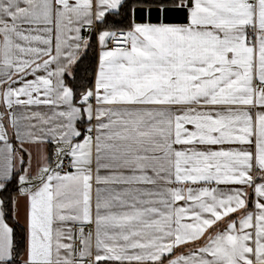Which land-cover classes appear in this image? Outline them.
<instances>
[{"label":"snow or ice","instance_id":"snow-or-ice-1","mask_svg":"<svg viewBox=\"0 0 264 264\" xmlns=\"http://www.w3.org/2000/svg\"><path fill=\"white\" fill-rule=\"evenodd\" d=\"M121 3L0 0V86L7 85L0 104L6 110L53 106L47 119L39 112L19 118L0 112V141L9 153L0 189L12 179L5 116H12L17 128L19 119L44 124L60 119L45 137L16 132L21 147L25 138L43 143L49 136L58 146L54 166L42 156L34 173L22 169L19 175V192L28 202L26 246L22 257L16 253L19 260L0 200V264H84L92 256L93 240L85 225H94L95 262L264 264V183L253 189L260 198L255 212L247 210L244 187L228 192L192 187L214 182L253 188V167L264 173V111L253 120L247 110L264 109V0H179L173 7L187 8V24L133 22L119 35L100 32L104 50L94 84L79 94L77 107L64 76L72 75L82 44L88 46L81 30L92 28L93 16L103 22ZM108 40L115 45L111 49ZM41 68L45 76L36 75ZM28 75L34 79H25ZM83 115L96 122L84 133L76 127ZM226 143L254 144V151L185 147ZM101 169L110 174L101 176ZM120 169L129 174L112 171ZM148 169L155 178L146 174ZM158 182L156 190L133 187ZM67 222L80 225L79 252L64 242L73 240L72 229L57 226ZM184 245H194L188 256L169 258Z\"/></svg>","mask_w":264,"mask_h":264},{"label":"crops","instance_id":"crops-1","mask_svg":"<svg viewBox=\"0 0 264 264\" xmlns=\"http://www.w3.org/2000/svg\"><path fill=\"white\" fill-rule=\"evenodd\" d=\"M139 6H145V5H139ZM94 11H95V9H94ZM93 21H96L94 16H93ZM133 22H135L134 19H133ZM135 23L160 24V23H164V22H162V21L161 22L144 21V22H135ZM187 23H188V20L185 23H165V24L183 25V24H187ZM23 27L25 29H27L29 27V25L25 24V25H23ZM103 31H110V30L98 31V36H99V33L103 32ZM86 32L87 31H84V28H82L81 33H80L81 36ZM110 32H113V31H110ZM33 34H35V33H33ZM50 35H51V39H52V49H53L52 54L54 55L55 54V31H53V33H51ZM98 36H97V45H98V47H97V64H98V60H99V55H100L101 51L104 50V46H102L100 44ZM38 46L44 47L43 45H38ZM83 48L84 47L82 44L81 50H80V55L83 51ZM43 59H48V57H43ZM97 64H96V67H97ZM49 67L51 69H55L56 64H51ZM72 67H73V65L71 66V69H72ZM36 75L45 76L46 72L44 71L43 68H41L36 73ZM67 75L68 74L65 73V76H64V80H65L66 85H67V83H66V76ZM94 78H95V75H94ZM13 79H17V78L13 77ZM25 79L32 80V79H34V76L28 75L25 77ZM93 84H94V80H93ZM19 86L20 85L18 83L12 85V87H19ZM6 88H7L6 84L3 86H0V91L5 90ZM73 103L77 107L80 106L78 102L74 101V97H73ZM57 110H66V106L61 107L60 109H57ZM220 110L223 111L224 109L221 108ZM247 110L253 116V120H255V116H256L257 112L264 111V109L260 108L259 106H256V107L247 106ZM5 111L13 113L14 116L17 118L22 117V116H31V113L39 112L44 119H47L48 117H51L53 115V106H48V105L35 106V105H33L31 107L26 108L23 106H15L14 105L12 109L6 110L5 106L3 104H0V112H5ZM12 118H13L12 116L6 115L5 120H4V126H5V128L7 130V134H8V143H11L13 146V150L11 153L12 175L15 171L20 170V169L21 170L22 169H28L30 173H34L36 171V169L42 164V160H41L42 156H48L51 159V161L53 162V166H54V162L56 160L55 149L57 148L58 145L55 143L49 142L51 140L50 136L47 137L45 139V142H43V143L30 142V138H25L23 146L21 147V141L19 139H17L16 132L19 130L22 133L23 132H30L33 137H45V133H46L47 129L54 126V124L59 123L60 119L57 118L56 120L51 121L49 124H44L38 119H19V125L17 128V127H13L11 125L10 121ZM89 123H91V125H95L96 122H95V120L89 122L87 120L86 115H83V118L81 120L77 121L76 127L78 130H80L82 133H84L85 130L89 127ZM31 125H36V127H31ZM187 127L191 130L193 126L188 125ZM41 129H43V131ZM93 135H94V133H93ZM82 139H83V136L78 137L74 140V142H80V141H82ZM254 139L255 138L253 137V141H254ZM176 147H181V146H176ZM185 147H195V148L200 149V150H204L207 147H211L212 150H218L220 148H223L225 150L244 148V149H249V150L254 151V144L252 146H250V145H239L236 143H232V144L226 143L224 145H213V146H203V145L196 144V145H189V146H185ZM29 154L31 156L30 164H29ZM8 156H9V153L7 151L5 143L3 141H0V173H2L5 170V168L7 167L8 163H9ZM21 159H23V163H21ZM112 171H122V172H124L125 175L129 174L128 171L124 170V169L112 170ZM92 172H93V177L95 178V175H96L95 153H93ZM21 174H23L22 171H21ZM109 174H110L109 170H105V169L100 170L101 176H105V175H109ZM146 174L155 178V173L152 172L151 169H148ZM250 175L253 176V180H254L253 188H248L246 185L245 186L232 185V184L216 185L214 182H212L209 185H203V184L192 185V187H194V188L201 187V186L218 187L219 189H221L225 192H228L233 188L244 187L248 193L247 210L251 211V212H255L256 209L254 207V203L257 199H260V198L256 197L253 189H254L255 184L264 183V180L260 179V177L262 175H264V173H261L260 170L254 166ZM4 183H5V181H4ZM158 186H161V182H158V185H152V184H146V183L133 185V187H139L141 189H146V190H156V188ZM171 186H175V185H171ZM96 187H97V185L95 184V180H94L93 181V202H95V189H96ZM100 187H104V185H101ZM121 187H126V186H121ZM19 188H20V185H19ZM0 191H1V189H0ZM0 200H2L1 196H0ZM14 201H15V203L13 205V216H14L15 221L19 225H21L25 230V246H26L28 202H27L26 197H24L20 194L19 190L15 194ZM241 211H244V210H241ZM239 214L240 213H234L232 215L238 216ZM5 222H6V220H5ZM73 224L74 223L67 222L65 225H57V226L58 227H65V228L70 227L72 229V233H73ZM92 226H93V230H92L93 231V240H92V249H91L92 256L88 257V261H84V264H118V262H112V261H101V262H95L94 261V257L96 255V248H95L94 225H92ZM222 227H223V225H222ZM85 233H87V232H85ZM73 239H74V235H73ZM64 242L65 243H69V242L73 243V240L72 241L65 240ZM193 247H194V245H184V246L178 247V248L173 250V253L171 254V256H169V258L170 259L175 258L178 255L188 256L190 254L189 249H191ZM23 255H24V251H23L21 257ZM125 264H127V262H125Z\"/></svg>","mask_w":264,"mask_h":264},{"label":"trees","instance_id":"trees-1","mask_svg":"<svg viewBox=\"0 0 264 264\" xmlns=\"http://www.w3.org/2000/svg\"><path fill=\"white\" fill-rule=\"evenodd\" d=\"M179 0H123L117 10L108 12L104 21H97L98 31L127 29L133 23V9L139 5L152 6H174ZM88 46L83 48L80 58L72 67V75L66 76L67 85L73 89L74 101L78 102L79 94L86 87H92L97 64V37L92 31L88 36ZM21 170V169H20ZM13 173L12 179L5 181V187L1 189L0 196L4 204L5 220L13 229L14 257L19 252L21 257L25 249V230L19 225L13 216V201L19 190L18 178L21 171ZM19 260V257H16Z\"/></svg>","mask_w":264,"mask_h":264},{"label":"water","instance_id":"water-1","mask_svg":"<svg viewBox=\"0 0 264 264\" xmlns=\"http://www.w3.org/2000/svg\"><path fill=\"white\" fill-rule=\"evenodd\" d=\"M136 6L133 9L135 22H164V23H185L188 20L187 8H175L173 6Z\"/></svg>","mask_w":264,"mask_h":264},{"label":"built area","instance_id":"built-area-1","mask_svg":"<svg viewBox=\"0 0 264 264\" xmlns=\"http://www.w3.org/2000/svg\"><path fill=\"white\" fill-rule=\"evenodd\" d=\"M84 31H87L86 33H84L82 35V37H85V38H88L89 34L94 31L95 32V35L96 37L98 36V28H97V22L96 21H93V25H92V28L89 29L87 27L84 28ZM121 31H127V29H117L113 32H115L117 35L120 34ZM106 45H107V48L111 49L113 48L115 45L114 43L111 41V40H108L106 42ZM69 162V158L68 157H64V163L65 165H67ZM70 169L68 168H65V171H68ZM79 228H80V225L79 224H73V235H74V239H73V244H74V248L77 252H79L80 248L82 247L81 245V241H80V238H79ZM92 231L93 230V226L92 225H85L84 226V231L85 232H89V231ZM84 261H88V258H86Z\"/></svg>","mask_w":264,"mask_h":264}]
</instances>
